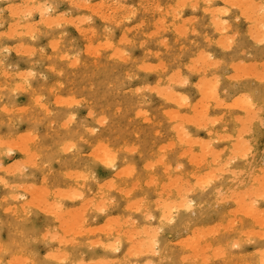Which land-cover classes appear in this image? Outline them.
I'll return each instance as SVG.
<instances>
[{
	"label": "rangeland",
	"instance_id": "374dc122",
	"mask_svg": "<svg viewBox=\"0 0 264 264\" xmlns=\"http://www.w3.org/2000/svg\"><path fill=\"white\" fill-rule=\"evenodd\" d=\"M28 1L29 3H26L27 0H0V57L4 56V60L0 58V145L2 144V147L0 146V168L4 169L3 172L0 170V242L7 245L11 234L15 243L11 244L10 247L16 248L19 245V249L9 258L24 261L31 259L44 260L47 258L48 264H53L54 262L55 264H61L60 262L76 264L77 260L79 263L82 261L81 264H86L90 261L93 264H110L111 262L112 264H146L147 260L150 264H202L199 263L200 259L203 258V255H208V258L211 256L210 259L204 256L208 260L204 261L205 264H234L235 262V264H260L262 256L259 251L264 252V233H259V231H264V223L261 226L257 223L260 222L259 219L262 221L260 212V216L254 213L255 216H258V219L255 218L256 220L254 219L255 216L252 217L248 212L251 213L252 211L251 214H253V210L258 209L261 211L262 217H264V207H261L264 201L258 199L261 195H264V188L262 187L264 186L262 185L264 180L256 178L264 174L261 171L262 161H264V126L261 124L264 118V111H262V107H264V45L259 43L260 39L258 43L255 41L256 39H253L255 35H253V31L254 33L258 32V35L256 33L255 36L260 34L262 38L264 35L260 32H264V29L261 28L264 20H261L262 22L259 21L261 23H257V18L264 17L260 11L261 8H259L262 5L264 6V0H246L247 2L242 0L243 3H240V0H236L237 4L240 3L239 6L241 4L247 6L250 3L248 7L251 8L252 5H259V7L257 6L259 10L255 6L252 7L256 8V10L246 7V10L259 11L252 16L249 10L246 12L244 9L241 12L245 6L241 5L239 9L236 6L237 4H234L236 2L234 0L233 4L228 3L229 1L227 0H181V2H184L183 5L178 0H86L85 2L82 0V4L80 3L81 0H77V2H75L76 0ZM44 2L47 3L44 4ZM230 2L232 1L230 0ZM25 4L28 7L32 5L29 7L32 10L31 13L27 12L28 7L26 8ZM51 4L54 5L52 6ZM34 5L35 7L40 6L37 9L41 8L39 11L43 12L38 14V10H34ZM118 5L119 7H117ZM49 7L54 9L51 8V10ZM205 8L214 12L217 9L218 11L222 9V13L220 14L218 11V14L212 12L214 14L212 18L211 12L205 11ZM124 9L125 12H123ZM44 12L47 18L51 20L50 22L54 20L52 23L46 24L40 21H45L46 19ZM248 12L250 15H247ZM128 13L133 14L128 16ZM126 15L128 16L127 18ZM259 15L262 17L260 16L259 18ZM41 16L43 17L41 18ZM52 16H57L56 22L55 17ZM248 16L250 19L253 17V20L248 21ZM120 17L122 18L120 19ZM214 17L217 19H214ZM102 18L106 20H102ZM254 18L257 20V22L255 20V23ZM211 19L217 20L222 26L219 23L218 26L214 21L212 23ZM223 21H227V24H224ZM253 23L258 25L255 26ZM214 24L217 25V29ZM219 27H223L224 30ZM254 27H257V30L261 28V30L256 31ZM89 28L91 29L89 30ZM25 30H28L27 32L31 36L23 33ZM123 36L124 38H122ZM201 36L204 37L202 38ZM220 36L221 39L225 37L222 39L224 41L220 40ZM121 38L125 39L123 40L124 42L121 41ZM103 42L109 43L110 46L112 45L109 51L107 49L109 45L105 43L108 45L107 47ZM120 42L122 43L120 44ZM95 44L103 46V48L106 46L107 48H104L106 50L94 49ZM27 47L28 49H26ZM88 48L90 50H87ZM113 49H116V51ZM119 49L125 55V62L123 59V62L120 60L121 56L123 58L120 52V55L117 53L120 61L117 58L116 52ZM112 50L115 53H112ZM26 51L27 55H25ZM88 51L90 55L92 54L91 52L94 53L90 56ZM93 55L96 56L94 57ZM203 58L204 60L207 58V60L204 61L202 60ZM206 61L209 64L211 63V67ZM144 63L146 67L150 66L152 69L142 67ZM206 63L209 67L206 66ZM140 65L142 68H140ZM158 65L164 68L160 66L158 71ZM155 66H158V68ZM19 74H22L21 77L24 76V79L19 78ZM174 75H178L179 78ZM26 76L29 78H26ZM167 78L171 80L168 81ZM176 80H179L178 85L175 84ZM206 81L213 83L212 86L210 84L206 86ZM203 83L206 90L204 87L202 88ZM214 83L215 86H213ZM23 84L26 86L22 87L23 89L21 90ZM208 85L211 86L210 89H207V87L209 88ZM160 88H162V91L164 89L167 95H169V91L170 95L175 92L178 95H183L187 101H183L184 97L181 101L179 99L181 96L178 98L175 96L177 102L175 100L174 102L176 104L171 103L170 101L172 100L165 101L166 97L163 96L161 91V93L157 92L161 97L157 95L156 91L154 92L155 89ZM24 89L26 91H23ZM201 91H204V93ZM205 91L210 94L212 92L215 93L217 100H215L216 98H210L208 101L203 102V100H207L206 97H211L210 95H205L202 96L205 99H202L201 95L207 93ZM246 95L248 98H246ZM215 96L214 94L212 95V97ZM172 97L171 99H174ZM244 97L247 101L250 99L249 101L253 105V107L251 106L252 108L250 107L252 110L261 108L259 109L261 113L255 112V110L252 112L247 107L248 105L245 107L242 105V107L246 108V111L249 110L248 115L250 117L248 118L245 115L247 113L240 110L241 106H239L240 102L245 99ZM239 98L242 100L240 101ZM211 99L215 100V102H220L223 106H219L222 108H218L217 103L211 101ZM66 100L70 102V107L69 105L68 107L61 105ZM178 100L185 102L183 104L185 107H183L182 103V108L181 106L179 107L180 101ZM233 100L236 101L235 104L239 103L236 107L239 106L238 109L240 111L238 109V111L235 110L236 108L234 109L231 106L234 104ZM244 102L241 104L245 105L246 102ZM205 103H208V106ZM202 106L205 108L202 109ZM42 107H44L43 110L41 109ZM47 110L51 111V113H47ZM167 110L170 111V115H178L179 118L173 116L176 119L172 117L174 120H169L172 115L167 116V114L165 117L164 114L168 112ZM172 110L176 111V114ZM201 110L205 111H203L204 118L201 115ZM251 113L259 121L253 118L256 121L251 120V124L248 123L247 127L250 133L249 131L247 132L245 126L248 122L247 118L249 120L251 118ZM69 115L70 117H68ZM196 115L202 117L200 118L203 123L200 118H195ZM236 116L237 120H234ZM244 116L247 117V122L242 123V125L245 124L244 131L246 132L244 133L247 134L240 130L242 125L238 123V117L242 118L243 122L245 120L243 119ZM68 118H71L70 123H68L70 121ZM96 119H104V121H101V123ZM197 119L200 123L197 122ZM97 123L101 124L98 125ZM175 124H182L179 126L183 128L181 131L177 129V133L178 131L181 133L179 135H184L183 138L180 136L179 141L174 138L176 133L172 127ZM178 128L181 129L180 127ZM92 129L96 131H92ZM29 133L32 135L29 136ZM185 134L187 135L185 136ZM27 135L32 139L31 141L28 138V142L31 144L27 142ZM186 137L191 140L192 138H195V140L197 138V141L192 143L193 145L188 141L189 146L187 142H184ZM21 138H23L22 141L25 139L27 143L22 142L21 144ZM234 140L237 144L239 143L238 140H243L248 143L246 144L247 146H251V150L247 153L248 150L245 151V148H240L241 151L244 150V153L236 154L232 148L233 144L235 146ZM202 143L207 148L201 145ZM245 143L240 145L244 147ZM17 144H20V146ZM65 144L71 149L66 150V153L63 152V148L61 149V146ZM100 144L101 146L104 145L102 147L105 148L104 150L112 158L110 161L114 167L107 166L109 160L99 159V156L97 158L98 154L103 157L102 151H99ZM237 144L236 146L238 147L239 145ZM4 146L5 148L12 147L11 149L13 150L5 154L6 149ZM20 147L25 151L24 153L22 150L20 154ZM238 148L236 149L235 147L234 149L238 150ZM4 149L5 151H3ZM218 149L220 152L222 151V154L218 153V155L215 153V150ZM93 150L95 152L98 151V154L97 152L94 153ZM125 150H127L128 154H126ZM26 151H28L27 153H32L30 157L33 159L28 158L27 154L24 155ZM231 153H235L233 157L230 155ZM241 153L246 155H241ZM249 153L250 156H248ZM92 154L94 155L92 156ZM213 155L215 158L213 160L215 161L211 158ZM225 156H231L232 160L230 158L226 159ZM240 156L243 157L240 158ZM244 157L247 158V161ZM123 161L128 163H123ZM224 164L229 165V167ZM148 165L150 167L148 168L149 170L146 169ZM218 167H222L220 168L221 171L223 173L226 171L227 173H219L217 171L219 170L217 169ZM5 168L10 170H8L10 175L5 173L7 172ZM229 169H233V173H237L239 169L240 171L237 173L238 175L234 174L235 177H233V174H229L232 173V170ZM116 170L121 173L131 170V173L128 172L126 176L125 174L121 176L119 172L118 176H120H116V173L115 177L112 174ZM86 171L89 173L87 174ZM12 172L13 174L11 175ZM73 173L75 175L79 173L78 175L80 177L82 175L83 178L86 174L85 181L79 176H73ZM207 179L209 180L208 183ZM205 180L207 181L205 182ZM260 181H262V184H260ZM5 182L6 184H4ZM109 183L110 185L112 183V186L109 187L110 190H108ZM14 184L17 186H13ZM259 184L262 187L261 191L263 190L261 194L259 190L258 194L255 193L256 191L254 192L256 196L244 195L247 192L251 194L253 192L252 189L258 190ZM9 185L13 187L11 186L12 188H10ZM201 187H204L203 192L200 191L202 190ZM248 188L252 192L248 191ZM213 189H219L217 190L219 198L218 193L214 192ZM67 191L68 193H70L69 191L74 193L72 198L61 197L63 196L61 194L64 193L65 195ZM68 193L67 195H69ZM11 194H17L16 197L18 196V199L14 196L15 201L14 199L12 200ZM22 194L24 197H20ZM43 194L47 195L43 197ZM103 195L105 196L103 197ZM5 196H10V198L8 199ZM182 196L183 198H181ZM179 197L182 201L179 200ZM107 198L109 200L108 204ZM103 199L105 200L104 203ZM186 201L191 202V205L187 208L184 205ZM38 203H41V205ZM238 203H240V206H238ZM241 203L243 205L245 203L249 210L244 211L243 208L245 206L242 205V208ZM12 204L13 206H10ZM20 204L21 208L19 207ZM33 204L38 206V209L45 204V209H43H48V211H52L56 207L55 210L53 209V213L55 211L59 215L62 213L63 217L59 220H62L63 223L60 222L58 225V222L55 221L57 217L60 218L58 215L54 217L57 213L51 216L52 212L49 215L45 211L44 214L41 212L42 210L39 211L43 206L38 210ZM90 204L93 207L95 206V209H92ZM101 205L104 209L102 207H100L101 209L98 208ZM126 206L127 208L124 209ZM128 207L130 209L133 208L135 211L137 210L138 213L134 212L133 209H131L132 211L129 210ZM6 208L10 212L3 210ZM59 208L63 210L60 211ZM164 208L166 209L163 210ZM175 208H178V210H175ZM82 209L83 211L85 210V213ZM23 210L25 214H23ZM76 210L84 213L83 216H79L81 220L79 217V220L76 219L81 222V227H79L80 222L76 224L81 230L76 228L77 226H75L76 229L72 226L74 223L71 220L76 218V215L74 216L73 214V212L76 214ZM161 210L163 211L161 212ZM258 210H255V212L258 213ZM172 212H175V214H172ZM144 213L147 217H145ZM169 213L174 217L173 223L172 221L167 222V214ZM141 214H144L142 219ZM108 217L110 219L114 218L113 220L118 218L115 224L121 223L123 218L128 223H122H125L126 227L120 223L117 227V225L114 226L113 221V224L111 223L110 225L116 232L109 228L110 231H107V235L104 236L106 234L105 230L110 227L106 224L110 222ZM143 217L147 219L144 220ZM107 218L108 222H106ZM148 218L151 219L149 220ZM68 219L75 234L70 233L68 229L60 230L61 223L65 225L64 222H67ZM82 220L85 224H83ZM129 222L130 224L132 223L133 227ZM128 225H130V229ZM139 225H141L140 227L142 225L146 226L145 229L151 236L156 235L154 236L157 243H155L156 247H151L154 251H149L151 248H149V244H145L146 241L142 242L144 245L137 241L140 239L141 241L146 240L142 236V232H147L144 228L145 232L140 231L141 237H138L140 233H135V235V231L133 233L124 231L128 229V231L133 229L142 230ZM206 226L207 228L212 226V234L218 230L220 233L214 234L213 237L211 236L212 234L206 233L210 230H205L206 232L203 230ZM33 227L36 229L42 228L44 233H50L47 243L43 240V233L40 234L41 239L37 241L36 235L31 233ZM103 227L106 229H103ZM147 227L155 231L152 232ZM100 228L105 233L100 234L102 230L100 233L94 232L95 229L100 230ZM116 228H119V230L117 231ZM176 229L178 232L175 231ZM201 229L206 233L204 238L203 236L200 237V235L204 234H201ZM193 230L197 231V233ZM123 232L125 233L123 234ZM20 233H25V235L21 236ZM126 233L127 235L130 234L129 238L131 234L137 237L132 235L134 239L130 238L131 242L126 238ZM192 233L193 235L198 234L200 239L197 235H195L196 239L194 236L191 237L190 234L192 235ZM257 233L259 235L263 234V238L261 235L260 238ZM29 236H31V240H29ZM188 237H191L189 241ZM123 238L125 239L123 240ZM66 239H70L71 242L70 240L65 242ZM135 240L137 242L133 243ZM231 240L232 244L238 242L232 245L230 244ZM21 241L23 242L21 243ZM184 241H186L185 244ZM59 242H62V244L60 245ZM110 242L115 243V245L113 244L112 246ZM108 243L110 247L107 246ZM100 244L104 246L101 247L102 245ZM187 244L191 246V251L188 249ZM226 244L227 246L230 244L234 248L230 245L228 248L225 246ZM180 246L183 248L185 246L184 250ZM208 246H210V249ZM217 246H220L219 248L222 249H220L222 252L217 251L216 253L215 248ZM207 247L209 250H205ZM126 248L130 252L136 250L135 253L134 251L133 253L131 252V258ZM141 248H145L144 250L147 248L146 252H149V255L145 252L143 254L144 250ZM192 248L193 250L197 248V253L198 249L203 251L204 248L205 254L203 252V254H195L196 250L193 253ZM254 250H257L259 254L254 252ZM126 251L129 258L121 255L125 254ZM212 251L215 256H218V258L216 257L217 259H214L215 256L210 253ZM32 252L37 253V255L33 256ZM61 252L63 255L60 254V257L55 256ZM140 252L143 255H138ZM49 253L53 255L49 256ZM156 253H159V255ZM163 253L165 257L167 256L166 258L163 257ZM251 253L252 255H250ZM54 256L57 262L54 261ZM180 256L184 260L183 263L179 259ZM258 257L261 258L260 261ZM111 259L113 261H110ZM116 260L118 261L116 262ZM92 263L90 262L89 264Z\"/></svg>",
	"mask_w": 264,
	"mask_h": 264
},
{
	"label": "bare ground",
	"instance_id": "6f19581e",
	"mask_svg": "<svg viewBox=\"0 0 264 264\" xmlns=\"http://www.w3.org/2000/svg\"><path fill=\"white\" fill-rule=\"evenodd\" d=\"M30 1H31V0H30ZM32 1H33V0H32ZM46 1H47V0H46ZM85 1H86V0H84L83 2H85ZM178 1L181 2V0H178ZM183 1H184V0H183ZM183 1L181 2L182 5H183V3H184ZM188 1H189V0H188ZM227 1H229L228 3H232V4H233V2L236 1V0H234V1L231 0L232 2H230V0H227ZM227 1H226V2H227ZM244 1H246V0H244ZM248 1H250V0H248ZM75 2H77V0H76ZM81 2H82V0L80 1V3H81ZM202 2H203V1H202ZM239 2L241 3L242 0H240ZM246 2H247V1H246ZM23 3H24V2H23ZM26 3H29V1L27 0ZM35 3L37 4L36 1H35ZM46 3H47V2H44V4H46ZM48 3H49V2H48ZM78 3H79V1H78ZM177 3H178V2H177ZM203 3H204V2H203ZM205 3H206V2H205ZM235 3L237 4V1L234 2V4H235ZM240 3H238V4L236 5V6H238V8L242 5V4H241V5L239 6ZM242 3H243V2H242ZM41 4L43 5V3H41ZM72 4H73V3H72ZM81 4H82V3H81ZM32 5H33V3H32ZM32 5H31V6H32ZM47 5H48V4H47ZM47 5H46V6H47ZM49 5H50V4H49ZM51 5L53 6L54 4H51ZM249 5H250V3H249L247 6L244 4L245 8H242L241 12L244 11V9L246 10V7L249 8V9H252L254 6H255L256 8H257V6L259 7V5H254V6L252 5L253 7L251 6V8H250V7H248ZM31 6H29V7H31ZM36 6H37V5H36ZM242 6H243V5H242ZM244 6H243V7H244ZM262 6H263V5H262ZM25 7L27 8L28 6H26V4H25ZM29 7L27 8L28 11L25 10L26 8H25L24 10L27 11V12H30V13H31L32 10L29 9ZM38 7H40V6L35 7V5H34V10L37 9ZM42 7H43V6H42ZM117 7H119V5H118ZM123 7H124V6H123ZM32 8H33V7H32ZM49 8H50V7H49ZM51 8H52V7H51ZM51 8H50V9H51ZM121 8H122V7H121ZM128 8H129V7H128ZM256 8H255V9L253 8L252 10H256ZM259 8L262 9V7H259ZM40 9H41V8L37 9V10H38V11H37L38 14L43 12V11H42V12L39 11ZM44 9H45V8H44ZM44 9H42V10H44ZM52 9H54V8H52ZM52 9H51V10H52ZM119 9H120V8H119ZM122 9H123V8H122ZM239 9H240V8H239ZM249 9H247V10H249ZM29 10H30V11H29ZM46 10H47V9H46ZM116 10H117V9H116ZM211 10H212V9H211ZM219 10H220V9H219ZM247 10H246V12H247ZM257 10H259V9L257 8ZM9 11H11V10L9 9ZM12 11H13L12 13L14 14V10H13V9H12ZM47 11H48V10H47ZM205 11H210V10H209V9L206 10V8H205ZM217 11H218V9H217ZM217 11L215 10V12H214V11L212 10V11H210L211 13H210V12H209V13H210V14H212V12L217 13ZM223 11H224V9H223ZM260 11H261V10H260ZM18 12H19V11H18ZM34 12H35V11H34ZM45 12H46V11H45ZM45 12H44V13H45ZM116 12H117V11H116ZM121 12H122V11H121ZM123 12H125V9H124ZM226 12H227V11H226ZM246 12H245V13H246ZM249 12L251 13V16H252V15H255V12H256V14H257V12H259V11H255V12H254V11H250V10H249ZM249 12H248L247 15H250ZM253 12H254V13H253ZM261 12H262V11H261ZM15 13H16V12H15ZM23 13H24V12H23ZM207 13H208V12H207ZM218 13L221 14V13H222V9H221V11H218ZM218 13H217V14H218ZM245 13H243V14H245ZM252 13H253V14H252ZM28 14H29V13H28ZM51 14H52V13H51ZM53 14H54V13H53ZM99 14H100V13H99ZM131 14H133V13H131ZM131 14L128 13V16L131 15ZM258 14H259V13H258ZM35 15H36V14H35ZM41 15H42V14H41ZM213 15H214V14L211 15L212 18H213ZM38 16H39V15H38ZM44 16H45L46 19L43 18V19H45V21H44V20H43V21L40 20L41 22H44V23L48 24V23H52V22L54 21V20H53L52 22H50L51 20H49V19L47 18L46 13H45ZM122 16H124V15H122ZM128 16L126 15V18H127ZM219 16H221V15H219ZM245 16H246V15H245ZM260 16H261V15H259V18H260ZM262 16H264V14H263ZM262 16H261V17H262ZM42 17H43V16H41V18H42ZM48 17H49V15H48ZM52 17H55V16H52ZM56 17H57V16H56ZM56 17H55V22L57 21V20H56V19H57ZM101 17H103V15H101ZM106 17H108V16H106ZM256 17H257V16H256ZM49 18H50V17H49ZM104 18H105V17H104ZM121 18H122V17H120V19H121ZM126 18H125V19H126ZM246 18H247V16H246ZM248 18H249V16H248ZM262 18H264V17H262ZM262 18H260V19L257 18L258 22H257V20L254 18V23H255V20H256L257 23H261V22H262L261 20H264V19H262ZM11 19H12V18H11ZM38 19H39V18H38ZM47 19H48V20H47ZM51 19H53V18H51ZM125 19H124V20H125ZM214 19H217V18L214 17ZM214 19H213V20L211 19L210 21L212 22V21H214ZM46 20H47V21H46ZM102 20H106V19H103V18H102ZM102 20H101V21H102ZM218 20H219V19H218ZM250 20H253V17H252L251 19H250V18L248 19V21H250ZM110 21H111V20H110ZM122 21H123V20H122ZM259 21H261V22H259ZM214 22H216L217 25H218V23H219V25L222 26V25L220 24V22H217V20H215ZM214 22H212V23H214ZM263 22H264V21H263ZM44 23H42V24H44ZM103 23H104V21H103ZM212 23H211V24H212ZM223 23H224V21H223ZM251 23H252V21H251ZM254 23H253V24H254ZM257 23H256V25H255V24H254V25L257 26V25H258ZM53 24H56V23H53ZM53 24H52V25H53ZM108 24H109V23H108ZM211 24H210V25H211ZM224 24H225V23H224ZM212 25H213V24H212ZM214 25H215V28H216L217 25H216V24H214ZM219 25H218V26H219ZM254 25H253V26H254ZM261 25H262V24H261ZM44 26H46V25H44ZM48 26H49V25H48ZM54 26H55V25H54ZM46 27H47V26H46ZM173 27H175V26H173ZM213 27H214V26H213ZM223 27H224V25H223ZM223 27H221V28L223 29ZM226 27H227V26H226ZM259 27H260V25H259ZM49 28H50V26H49ZM211 28H212V27H211ZM219 28H220V27H219ZM221 28H220V29H221ZM254 28L256 29L257 27H254ZM261 28L264 29V27H261ZM261 28H258V30L256 29V31H259V29L261 30ZM50 29H52V27H51ZM90 29H91V28H89V30H90ZM179 29H180V27H179ZM216 29H217V28H216ZM216 29H214V30H216ZM225 29H226V28H225ZM255 29H253V30H255ZM172 30H173V29H172ZM181 30H182V29H181ZM218 30H219V29H218ZM218 30H217V31H218ZM223 30H224V29H223ZM223 30H222V31H223ZM27 31H28V30H25L23 33H27V34H26L27 36H31V35H29L30 33L27 32ZM134 31H135V30H134ZM91 32H93V31H91ZM135 32H136V31H135ZM175 32H177V31H175ZM260 32H261V34H264L263 31H260ZM260 32H259V33H260ZM215 33H216V32H215ZM219 33H220V30H219ZM219 33H217V34H219ZM256 33H257V35H258V32H256ZM256 33H254V31H253V35H254V34L256 35ZM94 34H95V33H94ZM176 34H177V33H176ZM91 35H92V33H91ZM178 35H180V33H178ZM255 35H254L253 39H254V40L256 39L255 41H257V43H258L259 39H261L260 34H259V36H255ZM93 36H94V35H93ZM97 36H98V35H97ZM263 36H264V35H263ZM263 36H262V38H264ZM201 37H202V36H201ZM203 37H204V36H203ZM203 37H202V38H203ZM257 37H259V38L257 39ZM26 38H27V37H26ZM122 38H124V36H123ZM122 38H121V41L124 42L123 40H125V39H122ZM224 38H225V37H224ZM224 38H222V39H224ZM222 39H221V36H220V40H222ZM227 40H228V39H227ZM222 41H224V40H222ZM122 42H120V44H121ZM103 43L105 44L106 42H103ZM226 43H228V41H226ZM259 43H260V42H259ZM97 44H98V43H97ZM100 44H101V43H100ZM106 44L109 45V43H106ZM106 44H105V45H106ZM117 44H119V43H117ZM108 45H106V46L108 47ZM99 46H100V45H99ZM99 46H97V45L95 44L94 49H103V50H106V49H104L106 46H104V48H103V46H100V47H99ZM116 46H117V45H116ZM91 47H92V46H91ZM101 47H102V48H101ZM107 47H106V48H107ZM110 47H112V45H111V46L109 45V47L107 48L108 51H109ZM114 48H115V47H114ZM26 49H28V47H27ZM0 50H1V49H0ZM87 50H90V49L88 48ZM113 50H114V49H113ZM113 50H112V51H113ZM97 51H98V50H97ZM99 51H100V50H99ZM108 51H107V52H108ZM114 51H116V49H115ZM114 51H113L112 53H115ZM121 51H122V50H121ZM121 51H120V49H119V51L116 52V55H117V53H118V55H120V54L123 55ZM119 52H120V54H119ZM2 53H3V52H2ZM30 53H31V52H30ZM91 53L93 54L94 52H91ZM112 53H111V54H112ZM88 54H89V51H88ZM92 54H91V55H92ZM25 55H27V51H26V54H25ZM28 55H29V54H28ZM89 55H90V54H89ZM91 55H90V56H91ZM109 55H110V54H109ZM113 55H115V54H113ZM118 55H117V56H118ZM0 56H1V54H0ZM2 56H3V55H2ZM5 56H6V55H5ZM29 56H30V55H29ZM93 56L95 57L96 55H93ZM110 56H111V55H110ZM110 56H109V57H110ZM117 56H116V57H117ZM200 56H203V55H200ZM3 57H4V56H3ZM3 57H0V58L3 59ZM116 57H115V58H116ZM124 57H125V55H123V58H122V56H121V59L119 58V56H118L117 58H118V60H119V59H120V60L123 59L124 62H125L126 59H125ZM28 58H29V57H28ZM111 58H112V57H111ZM199 59H200V58H199ZM3 60H4V59H3ZM112 60H113V59H112ZM118 60H117V61H118ZM120 60H119V61H120ZM123 60H122V62H123ZM202 60H204V58H203ZM205 60H207V58H205ZM205 60H204V61H205ZM204 61H203V62H204ZM0 62H1V59H0ZM74 62H75V61H74ZM74 62H73V63H74ZM206 62L208 63V61H206ZM3 63H4V62H3ZM207 63H206V66L209 67V65H210L211 63H210V64L208 63L209 65H208ZM30 64H31V63H30ZM141 64H142V63H141ZM2 65H3V64H2ZM74 65H75V63H74ZM145 65H146V64L144 63V65H143L142 67H146ZM3 66H4V65H3ZM72 66H73V65H72ZM158 66H159V65H158ZM158 66H157V67L155 66V67L158 68ZM160 66H161V65H160ZM160 66H159V68H158V71H159V69H160ZM204 66H205V65H204ZM206 66H205V67H206ZM142 67H141V65H140V68H142ZM147 67H148V68H151L150 66H147ZM147 67H146V68H147ZM161 67H162V66H161ZM210 67H211V65H210ZM156 68H155V69H156ZM162 68H164V67H162ZM151 69H152V68H151ZM156 70H157V69H156ZM156 70H155V71H156ZM161 70H162V69H161ZM30 71H31V70H30ZM30 71H29V73H30ZM144 71H145V68H144ZM148 71H150V70L148 69ZM26 73H27V72H26ZM31 74H32V73H31ZM162 74H163V73H162ZM19 75H20V74H19ZM21 75H22V74H21ZM21 75H20L19 78L24 79V76L21 77ZM23 75H25V74H23ZM26 75H27V74H26ZM172 75H173V74H172ZM17 76H18V75H17ZM27 76H28V75H27ZM27 76H26V78H29V77H27ZM174 76L178 77V75H174ZM174 76H173V78H174ZM32 77H33V76H32ZM17 78H18V77H17ZM19 78H18V80H19ZM26 78H25V79H26ZM30 78H31V76H30ZM168 78H169V76H168ZM168 78H167V80H168ZM171 78H172V76H171ZM178 78H179V77H178ZM20 80H21V79H20ZM124 80H125V79H124ZM170 80H171V79H170ZM170 80H168V81H170ZM172 80H173V79H172ZM23 81H24V80H23ZM23 81H22V82H23ZM125 81H126V80H125ZM171 82H173V81H171ZM174 82H175V81H174ZM20 83H21V82H20ZM25 83H26V82H25ZM119 84H121V83H119ZM170 84H172V83H170ZM173 84H174V83H173ZM175 84L178 85V84H179V80H176V83H175ZM207 84H210V85L212 86L213 83H209L208 81H206L205 85L207 86ZM27 85H28V84H27ZM210 85H208L209 88L207 87V89H210V87H211ZM25 86H26V85H25ZM25 86H24V84H23V85L21 86V90L23 89L22 87H25ZM108 86H110V85H108ZM213 86H215V83H214ZM203 87H204V83L202 84V88H203ZM11 88H13V87H11ZM11 88H10V89H11ZM18 88H19V86H18ZM29 88H30V87H29ZM163 88H165V87H163ZM202 88H201V90H202ZM13 89H14V88H13ZM13 89H12V90H13ZM16 89H17V88H16ZM204 89H205V87H204ZM204 89H203V90H204ZM14 90H15V89H14ZM167 90H168V89H167ZM205 90H206V89H205ZM7 91H9V90H7ZM23 91H26V90L24 89ZM155 91H156V93H157V92H159V93L162 92L163 96L166 97V98H165V99H166L165 101H170V100H172V101H170V102H171V103H175V104H176V102H177V99L175 100V96H177L176 98H178L179 96H181L180 94L178 95L176 92H175L174 94L171 93V95H170V91H169V90H168V91H169V95H167V93H166V91H164V89H163V91H164L165 93L162 91V88H160V89H155L154 92H155ZM160 91H161V92H160ZM168 91H167V92H168ZM214 91H215V90H214ZM10 92H12V91L10 90ZM18 92H19V91H18ZM171 92H172V91H171ZM201 92L204 93V91H201ZM206 92H207V91H205V93H206ZM15 93H16V92H15ZM159 93H157V95H160ZM176 94H177V95H176ZM211 94H212V95L214 94V96L216 95V94L213 93V92H212ZM211 94L207 92L206 94L201 95V97H202V96H205V95H207V96L210 95V96H211V97H209V98L206 97L207 100H203V102L208 101L210 98H213V99L216 98L217 95H216L215 97H212ZM244 94H246V93H244ZM165 95H167V96H165ZM163 96H162V98H164ZM171 96H173L172 98H174V99H171ZM242 96H243V95H242ZM244 96H245V95H244ZM246 96H247V95H246ZM160 97H161V95H160ZM169 97H170V98H169ZM183 97H184V96L182 95L181 97H179V99L181 100V99H183ZM239 97H240V96H239ZM249 97H250V96H249ZM241 98H242V97H241ZM244 98H245V97H244ZM246 98H248V96H247ZM246 98L244 99L245 102L247 101ZM184 99H185V100H184ZM184 99H183V101H187L185 97H184ZM202 99H205V98L202 97ZM213 99H211V101H213ZM239 99H240V98H239ZM36 100H37V99H36ZM174 100H175L176 102H174ZM180 100H178V101H180ZM215 100H217V98H216ZM215 100H214L213 102H215ZM241 100H242V99H240V101H241ZM244 100H242V102H240V105H239L238 102L235 104L236 101L233 100V101H234L233 103L235 104V106H234V104H232L231 106H232L234 109L236 108L235 110H237V109L239 108V106L242 107V105H243V106L245 107V106L248 105L247 107H248L249 109H251V108L253 107V105H252V103L249 101L250 99L248 100L249 103H248V101H247L245 105H244V104H241V103L244 102ZM181 101H182V100H181ZM181 101H180V103H179V107L181 106V108H182V105H183L185 102H181ZM62 102H63V101H62ZM245 102H244V103H245ZM60 103H61V101H60ZM63 103H64V104L61 103V105H64V106L66 105L67 107H68V105H69V107H70V102H69V101L66 100V101H64ZM168 103H169V102H168ZM181 103H182V105H181ZM215 103H217L218 108H219V107L222 108L221 106H219V105H222V104H220V102L218 103V101H216ZM258 103H260V102H258ZM37 104H38V103H37ZM52 104H53V103H52ZM52 104H51V105H52ZM58 104H59V103H58ZM177 104H178V103H177ZM205 104H206V103H205ZM205 104H204V106H206V105L208 106V103H207L206 105H205ZM59 105H60V104H59ZM202 105H203V103H202ZM236 105H239V106L236 107ZM259 105H260V104H259ZM176 106H178V105H176ZM176 106H175V107H176ZM222 106H223V105H222ZM251 106H252V107H251ZM261 106H262V105H261ZM39 107H40V106H39ZM54 107H55V106H54ZM58 107H59V106H58ZM183 107H185V106L183 105ZM224 107H225V104H224ZM229 107H230V105H229ZM241 107H240V110H242L243 112L247 113V114H245V113H244V114L247 115V117L249 118L250 115H248V112H249L248 108H247L248 111H246V108L242 107V108H243V109H242ZM250 107H251V108H250ZM43 108H44V107H42L41 109L43 110ZM204 108H205V107H204ZM204 108H203V106H202V109H204ZM231 109H232V108H231ZM244 109H245V110H244ZM259 109H261V108H258V110H257V108H255L254 110H255V112H258V113H259V112H260ZM238 110H239V109H238ZM238 110H237V111H238ZM240 110H239V111H240ZM251 110H252V109H251ZM254 110H252V112H253ZM5 111H6V110H5ZM5 111H4V113H6ZM47 111H48V110H47ZM68 111H69V110H68ZM167 111H168V112L165 111V112H166V113L164 114L165 117H166L167 114H168L167 116L170 115V111H171V109H170V111H169V110H167ZM172 111H173V110H172ZM201 111H202V110H201ZM203 111H204V110H203ZM203 111L201 112V113H202V114H201L202 117H203ZM242 111H241V112H242ZM43 112H44V111H43ZM49 112L51 113V111H48L47 113H49ZM175 112H176V111H175ZM175 112L173 111V113H175ZM204 112H205V111H204ZM243 112H242V113H243ZM255 112H254V115H255ZM44 113H46V112H44ZM52 113H53V112H52ZM171 113H172V112H171ZM260 113H261V112H260ZM175 114H176V113H175ZM197 114H198V113H197ZM171 115H172V116H171ZM171 115H170L171 118L168 117L169 120H171L173 116L176 117V118L178 117V115H177V116L174 115V114H171ZM199 115H200V113H199ZM199 115H198V116L196 115L195 118H196V117H197V118H200L201 116H199ZM204 115H205V114H204ZM263 115H264V114H263ZM45 116H46V114H45ZM47 116H48V114H47ZM66 117H67V116H66ZM68 117H70V115H69ZM73 117H74V116H73ZM174 117H173V118H174ZM202 117H201V118H202ZM204 117H205V116H204ZM204 117H203V118H204ZM244 117H245V118H244ZM244 117H243V119H245V120H243V122H242V120H241L242 118L240 119V118L238 117V119H239L238 123H239V124L241 123L240 125H242V123H245V122L248 121V122H247V125L245 126V128H247L246 130H247V132H248V131H249V129H248V127H247V126H248V123L252 122L251 120H255V119H256V116L253 117V114L251 113V118H250V120H249L246 116H244ZM176 118H174V119H176ZM178 118H179V117H178ZM201 118H200V119H201ZM246 118H247V121H246ZM253 118H255V119H253ZM74 119H75V118H74ZM174 119H172V120H174ZM205 119H206V118H205ZM235 119L237 120V116L234 118V120H235ZM65 120H67V119H65ZM68 120H70V121L68 122ZM68 120H67V122L70 123V122H71V119L68 118ZM96 120H99V122H101V121L103 122V121H104V119H96ZM177 120H180V119H177ZM197 120H198V119H197ZM240 120H241V121H240ZM256 120L259 121V119H256ZM256 120H255V121H256ZM263 120H264V118H263ZM202 121H203V120L201 119V122H202ZM97 122H98V121H97ZM102 122H101V123H102ZM197 122L200 123L199 120H198ZM63 123H65V122H63ZM101 123H99V124L97 123V124L100 125ZM202 123H203V122H202ZM255 123H256V122H255ZM259 123H260V122H259ZM250 124H251V123H250ZM256 124H257V123H256ZM179 125H182V124H179ZM179 125H178V124H175V126L172 127V128H174L175 133H176V135H174V136H176V137H174V138L178 139V141H179V139L181 138L180 136H182V135H179V134H181V133H179V131L183 130V128H181V126H179ZM240 125H239V126H240ZM244 125H245V124H244ZM244 125H242V128L240 127V130L243 131V133L246 132V131H244ZM172 126H173V125H172ZM176 126H177V128L175 129ZM178 127H180L181 129H179ZM251 127H252V126H251ZM177 129L179 130L178 133H177ZM242 129H243V130H242ZM95 131H96V130H95ZM249 132H250V131H249ZM89 133H90V132H89ZM184 133H185V130H184ZM250 133H251V132H250ZM244 134H247V133H244ZM31 135H32V134H31ZM31 135H30V133H29V136H31ZM186 135H187V134H185V136H186ZM29 136L27 135V137H26L27 142H28L29 139H30ZM172 136H173V135H172ZM183 136H184V135H183ZM183 136H182V138H183ZM178 137H179V138H178ZM28 138H29V139H28ZM235 138H236V137H235ZM130 139H131V138H130ZM186 139H187V141H186ZM188 139H189V140H188ZM22 140H23V138H21V144H22V142H26L25 139H24V141H22ZM30 140L32 141V139H30ZM192 140H193V141H192ZM192 140H191L189 137H188V138L186 137L184 142H187V144L190 142L191 145H193L192 143L196 142V141H197V138H196V140H195V138H192ZM235 140H236V142H237V138H236ZM235 140H234V143H235ZM31 141H30V142H31ZM182 141H183V140H182ZM188 141H189V142H188ZM191 141H192V142H191ZM242 141H243V140H242ZM242 141H241V140H238V142H239L238 144L235 143V146H234V144L232 145L233 151L235 150V153H236V154L239 153V155H240V152H243L244 150H245V151L248 150V151H247V153H248V152H249V149L251 148V146L249 147V146L246 145V144H248V143H245L244 141H243V142H242ZM27 142H26V143H27ZM28 143H29V142H28ZM118 143H119V142H118ZM243 143H245V146H244V147L241 146V145H244ZM3 144H4V143H3ZM29 144H31V143H29ZM63 144H64V143H63ZM187 144H186V145H187ZM198 144L200 145L199 142H198ZM236 144L239 145V146H238L239 148L236 146ZM240 144H241V145H240ZM1 145H2V144H1ZM1 145H0V146H1ZM4 145H8V144H4ZM17 145L20 146V144H17ZM17 145H16V146H17ZM188 145H189V144H188ZM199 145H198V146H199ZM201 145L204 146V143H202ZM16 146H14V147L16 148ZM19 146H18V148H19ZM23 146H25V145L23 144ZM23 146H22V148L24 149ZM62 146H63V145H62ZM62 146H61V149L63 148V150H64V151L62 150L63 152H65L66 150L68 151V149L71 150V149L68 147V145H66V144H65L63 147H62ZM102 146H104V145H102ZM102 146H101V144H100L99 151H102V153H103V157H101V155L98 154V151H96L97 154H98V155H97V158H98V156H99V159H102V158H103V159H106V160H112V158L109 156V154L104 150L105 148H103ZM189 146H190V145H189ZM207 146H208V145H207ZM1 147H2V146H1ZM1 147H0V148H1ZM67 147H68V148H67ZM101 147H102V148H101ZM181 147H182V146H181ZM204 147H206V146H204ZM235 147H236V149L238 148V150L234 149ZM247 147H249V148L247 149ZM4 148H5V146H4ZM11 148H12V147H11ZM11 148L7 147V148H5L6 151H5V149H4L3 151H5V154H7L9 151H12V150H13V149H11ZM20 148H21V147H20ZM22 148H21V151H19L20 154H21V152H22V150H23ZM25 148H26V147H25ZM92 148H93V147H92ZM169 148H170V147H169ZM192 148H196V147H192ZM199 148H200V146H199ZM206 148H207V147H206ZM208 148H209V146H208ZM240 148H241V149H244V148H245V149H244L243 151H241ZM115 149H116V148H115ZM239 149H240V150H239ZM17 150H18V149H17ZM24 150H25V149H24ZM24 150H23V153L25 152ZM26 150H27V149H26ZM96 150H97V149H96ZM112 150H114V149H112ZM128 150H129V149H128ZM197 150H198V149H197ZM199 150H201V149H199ZM218 150H219V149H218ZM218 150H215V153H216V154H218V153L220 154V153L222 152V151L220 152V150H219V151H218ZM67 151H66V152H67ZM93 151H94V150H93ZM93 151H92V152H93ZM126 151H127V150H125V152H126ZM217 151H218V152H217ZM233 151H232V152H233ZM27 152H28V151H26V153H25L24 155L27 154V156H29L28 158H32V157H30V155L32 156V153H27ZM66 152H65V153H66ZM92 152H91V153H92ZM96 152L94 151V153H96ZM201 152H202V151H201ZM201 152H200V153H201ZM230 152H231V151H230ZM61 153H62V152H61ZM102 153H101V154H102ZM235 153H231L230 155L233 157V155H234ZM243 153H244V152H243ZM243 153H241V155H246V154H243ZM245 153H246V152H245ZM28 154H29V155H28ZM126 154H128V153L126 152ZM201 154H202V153H201ZM203 154H204V153H203ZM219 154H218V155H219ZM221 154H222V153H221ZM24 155L22 154V156H24ZM93 155H94V154H92V156H93ZM208 155H209V154H208ZM220 156H221V155H220ZM231 156H230V157H229V156H227V157L225 156V157H226V159L230 158V160H232V159H231ZM248 156H250V153H249ZM100 157H101V158H100ZM122 157H123V156H122ZM208 157H209V156H208ZM242 157H243V156H240V158H242ZM245 157H246V156H245ZM245 157H244V159H246V161H247V158H245ZM0 158H1V157H0ZM25 158H27V157H25ZM28 158H27V159H28ZM63 158H64V157H63ZM129 158H130V157H129ZM211 158H212V160L215 159V158H214V155L211 156ZM211 158H210V159H211ZM240 158H239V159H240ZM252 158H253V157H252ZM252 158H251V159H252ZM32 159H33V158H32ZM121 159H122V158H121ZM123 159H124V158H123ZM126 159H127V158H126ZM233 159H234V158H233ZM249 159H250V158H249ZM253 159H254V158H253ZM96 160H98V159H96ZM106 160H105V161H106ZM191 160H192V158H191ZM216 160H217V159H216ZM230 160H229V161H230ZM234 160H235V159H234ZM29 161H30V160H29ZM74 161H75V160H74ZM98 161H99V160H98ZM118 161H119V160H118ZM126 161H127V160H126ZM213 161H215V160H213ZM224 161H225V160H224ZM243 161H244V160H243ZM0 162H1V161H0ZM100 162H102V161L100 160ZM115 162H116V161H115ZM4 163H5V162H4ZM28 163H30V162H28ZM123 163H128V162H124V161H123ZM123 163H122V164H123ZM243 163H244V162H243ZM247 163H248V162H247ZM244 164H245V163H244ZM149 165H150V164H149ZM149 165L147 166L146 169L150 168ZM224 165H227V164H224ZM224 165H223V168H224ZM90 166H91V165H90ZM92 166H93V165H92ZM107 166H108V165H107ZM118 166H119V165H118ZM118 166H116V167H118ZM151 166H152V165H151ZM227 166L229 167V165H227ZM4 167H5V166H4ZM112 167H114V165H112V163H111V168H112ZM220 168H222V167H220ZM220 168L218 167L217 169H219V170H217V171H219V173L222 174L223 172L221 171ZM225 168H227V167L225 166ZM5 169H7V170H6L7 172L4 171L5 173H8V172L10 171L8 168H5ZM0 170H2V172H3L4 169L1 167ZM8 170H9V171H8ZM88 170H89V169H88ZM109 170H110V169H109ZM119 170H120V169H119ZM119 170H118V172H117V170H116V172H115L114 174H112V173H111V174L115 176L116 173H117L116 176H118V174L121 173V172H120L121 170H120V171H119ZM148 170H149V169H148ZM223 170H225V169H223ZM226 170H227V169H226ZM229 170H232V173H229V174H231V175L233 174V177H235L234 174H237V173H239V171H240V169H239V171H238L237 173H233V169H229ZM84 171H85V170H84ZM130 171H131V170H130ZM130 171H126V173H121V176H122V174H125V176H126V174H128V172H130ZM132 171L134 172V170H132ZM220 171H221V172H220ZM234 171H236V170H234ZM86 172H87V174L89 173L88 171H86ZM119 172H120V173H119ZM225 172H226V171H224V173H225ZM71 173H72V172H71ZM130 173H131V172H130ZM224 173H223V174H224ZM226 173H227V172H226ZM260 173H261V172H260ZM12 174H13V172L11 173V175H12ZM78 174H79V173H77V175H75V174L73 173L72 175H73V176H79V177H80V175H78ZM3 175L8 176V175H10V174L8 173V175H7V174H3ZM63 175H65V174H63ZM85 175H86V174H85ZM85 175H84V178L82 177V175H81V177H80V178H81L82 180H84V181H85V179H86V178H85ZM89 175H90V174H89ZM237 175H238V174H237ZM262 175L264 176V174H261V177L258 176V177H256V178H260L259 180H261V178H262V179L264 180V177H263ZM73 176H72V177H73ZM116 176H115V177H116ZM119 176H120V175H119ZM119 176H118V177H119ZM123 176H124V175H123ZM3 177H4V176H3ZM65 177H66V175H65ZM86 177H87V176H86ZM89 177H90V176H89ZM73 178H74V177H73ZM122 178H123V177H122ZM124 178H125V177H124ZM130 178H131V177H130ZM14 179H15V178H14ZM74 179H75V178H74ZM76 179H77V178H76ZM81 179H80V180H81ZM87 179H88V178H87ZM208 179H209V178H208ZM208 179H207V180H208ZM70 180H71V179H70ZM207 180H205V182H206ZM263 180H262V181H263ZM2 181H3V180H2ZM77 181H78V180H77ZM262 181H260L261 183H260V182H259V183L262 184ZM150 182H152V181H150ZM205 182H203L204 185H205ZM208 182H209V180L207 181V183H208ZM4 184H6V182H5ZM197 184H198V183H197ZM197 184H196V185H197ZM260 184H259V186H260ZM15 185H16V184H14L13 186H15ZM155 185H156V184H155ZM198 185H199V186H202V185H200V184H198ZM209 185H210V184H209ZM262 185H264V184H262ZM6 186H7V185H6ZM9 186H10V188L13 187L12 185H9ZM11 186H12V187H11ZM16 186H17V185H16ZM16 186H15V187H16ZM18 186H19V185H18ZM111 186H112V183H111V185H110V183H109V185H108V190H110L109 187H111ZM152 186H153V185H152ZM205 186H207V185H205ZM256 186L258 187V185H256ZM256 186H255V187H256ZM3 187L5 188V186H3ZM22 187H23V186H22ZM22 187H21V189H22ZM106 187H107V186H106ZM255 187H254V188H255ZM260 187H261V186H260ZM260 187L258 188V190H257V189H255V190L252 189L253 192L250 190V188H248V191L250 190V192H252V193L250 194L249 192H247V194H244V195H246V196H247V195H254L255 193L259 192V190L261 191L262 187L264 188V186H262L261 188H260ZM4 188H3V189H4ZM17 188H18V187H17ZM201 188H202V187H201ZM201 188H200V189H201ZM203 188H204V187H203ZM203 188H202V190H200L201 192H203V190H204ZM217 188H218V187H217ZM7 189L9 190L8 187H7ZM15 189H16V188H15ZM18 189H20V188H18ZM18 189H17V191H18ZM23 189H24V187H23ZM25 189H27V188H25ZM105 189H106V188H105ZM198 189H199V188H198ZM205 189H206V188H205ZM31 190H32V189H31ZM213 190H214V189H213ZM217 190H219V189H217ZM217 190H214V192L216 191V192L218 193ZM263 190H264V189H263ZM263 190H262V191H263ZM13 191H14V189H13ZM198 191H199V190H198ZM255 191H256V192H255ZM262 191L259 192V193L261 194ZM60 192H61V191H60ZM62 192H63V191H62ZM69 192L71 193L72 191H69ZM195 192H196V190H195ZM195 192H194V193H195ZM212 192H213V191H212ZM254 192H255V193H254ZM8 193H9V192H8ZM10 193H11V192H10ZM12 193H13V192H12ZM15 193H16V192H15ZM64 193H65V191H64ZM64 193L61 194V195H63V196H61V197L64 198V197L66 196L67 199L72 198V196L74 195V193H71V194H70V193H68V191L66 192L65 195H64ZM67 193H68L69 195H67ZM217 193H215V194H217ZM263 193H264V192H263ZM17 194H18V193H17ZM17 194H16V195H17ZM41 194H42V193H41ZM72 194H73V195H72ZM102 194H104V193H102ZM257 194H258V193H257ZM5 195H6V194H5ZM16 195H12V194H11V195H10V196H11V199H12V200L14 199V201H15V197H16ZM45 195H47V194H43L42 196L44 197ZM217 195H218V198H219V193H218ZM10 196H9V197H8V196H5V197H8V199H9ZM14 196H15V197H14ZM40 196H41V195H40ZM59 196H60V195H59ZM104 196H105V195H103V197H104ZM215 196H216V195H215ZM254 196H256V195H254ZM257 196H258V195H257ZM12 197H13V198H12ZM17 197H18V196H17ZM17 197H16V198H17ZM20 197H24L23 194H22V196H20ZM20 197H19V198H20ZM28 197H30V196H28ZM101 197H102V195H101ZM106 197H107V196H106ZM66 198H65V199H66ZM179 198H180V197H179ZM181 198H183V196H182ZM181 198L179 199L180 201H182ZM4 199H6V198H4ZM17 199H18V198H17ZM17 199H16V201H17ZM184 199H185V198H184ZM186 199H187V198H186ZM215 199H217V198H215ZM220 199H221V198H220ZM6 200H7V199H6ZM20 200H21V199H20ZM27 200H28V199H27ZM107 200H108V198H107ZM179 200H178V204L180 203ZM188 200H189V199H188ZM175 201H176V200H175ZM23 202H26V201H23ZM23 202H22V203H23ZM41 202H42V201H41ZM104 202H105V200L103 199V203H104ZM108 202H109V200L107 201V204H108ZM173 202H174V201H173ZM203 202H204V201H203ZM5 203H6V202H5ZM22 203H21V204H22ZM44 203H45V202H44ZM181 203H182V202H181ZM21 204L19 205L20 208H21ZM38 204L41 205V203H38ZM38 204H37V205H38ZM55 204H56V203H55ZM105 204H106V203H105ZM174 204H176V203H174ZM198 204H199V203H198ZM201 204H202V202H201ZM17 205H18V204H17ZM33 205H34V204H33ZM44 205H45V204H44ZM44 205H42L43 207L40 206V207H42V209H40V207H39L40 210L38 209V206H36V205H34V206H36V209H38L39 211L42 210L41 212H43V213L46 211L45 213L50 215V214H51L50 212H52L51 216L54 215V213H57V214L54 215V217H55L56 215H58V216L60 217V218L57 217V218H56L57 220H55V221L58 222V225H59V223L62 222V220H61V221L59 220V219H61V217H63L62 213H60V215H59V213L56 212V211L53 213V209H54V208L52 209V211H48V209L44 210V209H45V208H44ZM95 205H96V204H95ZM184 205H186V208H187V207H189V206L191 205V202L186 201ZM184 205H183V206H184ZM199 205H200V204H199ZM242 205H243V204L241 203V207L243 208V206H245V203H244L243 206H242ZM3 206H5V205H3ZM10 206H13V204L10 205ZM25 206H26V205H25ZM90 206H91V204H90ZM105 206H107V205H105ZM180 206H181V204H180ZM193 206H194V205H193ZM193 206H192V207H193ZM238 206H240V203H238ZM16 207H17V206H16ZM16 207H15V210H16ZM46 207H47V205H46ZM94 207H95V206H94ZM94 207H93V205L91 206L92 209H95ZM100 207H102V205L99 206L98 208L101 209ZM192 207H191V209H192ZM241 207H240V211H241ZM4 208H5V207H4ZM17 208H18V207H17ZM22 208H23V206H22ZM30 208H31V207H30ZM43 208H44V209H43ZM60 208H61V207H60ZM60 208H59V209H60ZM83 208H84V207H83ZM126 208H127V206H126L124 209H126ZM128 208H129V207H128ZM148 208H149V207H148ZM171 208H172V207H171ZM186 208H185V209H186ZM244 208H245V209H244ZM244 208H243L244 211H245V210H249L248 206H247V207L245 206ZM247 208H248V209H247ZM8 209H9V207H8ZM8 209L6 208V209H3V210H4L5 212H7V211H9ZM55 209H56V207H55ZM55 209H54V210H55ZM57 209H58V207H57ZM84 209H85V208H84ZM86 209H87V208H86ZM102 209H104V207H102ZM131 209H133V208H131ZM131 209L129 208V210H131ZM165 209H166V208H164L163 210H165ZM251 209H252V208H251ZM15 210H14V211H15ZM17 210H18V209H17ZM43 210H44V211H43ZM62 210H63V209H62ZM62 210L60 209V211H62ZM88 210H89V209H88ZM157 210H160V209H157ZM163 210H161V212H162ZM175 210H178V208H175ZM179 210H180V209H179ZM182 210H183V209H182ZM243 210H242V211H243ZM255 210H258V209H255ZM255 210H253V211H254L253 214H251L252 211H251V213L248 212V211H246V212H248L252 217H254V216L257 215V214H258V216L261 215L260 217H261L262 221L259 219L260 222H257L258 225L261 226V224L264 223V222H263L264 217H262V213H261V211L258 210V213H257V212H255ZM11 211H13V210H11ZM25 211H26V210H25ZM60 211H59V212H60ZM67 211H68V210H67ZM67 211H66V212H67ZM76 211H77L76 214H75V212H73L74 216L76 215V218L74 219V217H73L74 220H71V221L74 223V224L72 225V226L74 227V229L78 228V225H76V224H79L80 221H77V220H79V218H80V220H81V217H79V216H81V215L83 216L84 213H85V210L83 211V209H82V211H83L84 213H82L81 211H78V210H76ZM97 211H99V210H97ZM100 211H101V210H100ZM100 211H99V212H100ZM124 211H127V210H124ZM131 211H132V210H131ZM133 211L138 213L137 210L135 211V210L133 209ZM147 211H148V210H147ZM173 211H174V210H173ZM180 211H181V210H180ZM9 212H10V211H9ZM22 212H24V210H23ZM63 212H64V211H63ZM128 212H129V211H128ZM145 212H146V211H145ZM259 212H260V215H259ZM12 213H13V212H12ZM45 213H44V214H45ZM79 213H80V214H79ZM94 213H95V212H94ZM131 213H132V212H131ZM146 213H147V212H146ZM154 213H155V212H154ZM164 213H165V212H164ZM176 213H177V212H176ZM254 213H256V214L254 215ZM23 214H25V212H24ZM77 214H78V215H77ZM92 214H93V213H92ZM144 214H145V213H144ZM144 214H141V219H142V215L144 216ZM148 214L151 215V213H149V212H148ZM172 214H175V212H174V213L172 212ZM172 214H171V213L167 214V222H168V221H172V220H174V217L172 216ZM17 215H19V214H17ZM17 215H16V216H17ZM20 215H21V214H20ZM145 215H146V214H145ZM149 215H148V216H149ZM160 215H162V213H160ZM160 215H159V216H160ZM121 216H122V215H121ZM164 216H166V215H164ZM258 216H255L254 219L257 218ZM78 217H79V218H78ZM91 217H92V216H91ZM123 217H124V216H123ZM123 217H122V218H123ZM145 217H147V215H146ZM145 217H143L144 220L147 219V218H145ZM13 218H14V216H13ZM50 218H51V217H50ZM108 218H109V217H108ZM108 218L106 219V222L109 221ZM111 218H112V217H111ZM126 218H127V217H126ZM152 218H153V217H152ZM163 218H164V217H163ZM14 219H16V218H14ZM20 219H21V218H20ZM20 219H19V220H20ZM22 219H23V218H22ZM51 219H52V218H51ZM76 219H77V220H76ZM82 219H83V218H82ZM109 219H110V218H109ZM113 219H114V218L110 219V222H109V223H106V224H108L110 227H108L107 225H105V226L108 227V228H107V230H105L106 234H105L104 236L107 235V233H108L107 231H110L109 228L112 229V226H111L110 224H111V223L113 224V221H114V224H115V223L117 222L116 220H117L118 218L115 219V220H113ZM124 219H125V218L122 219L123 221L121 220V221H122L121 223L118 222V224H119V223L122 224L123 222H126V219H125V220H124ZM127 219H129V218H127ZM148 219H149V218H148ZM150 219H151V218H150ZM150 219H149V220H150ZM159 219H160V218H159ZM165 219H166V218H165ZM175 219H176V218H175ZM257 219H258V218H257ZM58 220H59V221H58ZM83 220H84V219H83ZM83 220H82V221H83ZM111 220H112V221H111ZM119 220H120V219H119ZM255 220H256V219H255ZM53 221H54V220H53ZM76 221H77V222H76ZM129 221H130V219H129ZM142 221H143V220H142ZM158 221H160V220H158ZM164 221H165V220H164ZM164 221H163V222H164ZM67 222H68V223H67ZM67 222H64L65 225L67 224V225H66L67 227H66L65 225L62 224L63 222L61 223V225H60V226H61V227H60V230H62V229H64V230L68 229L70 233L75 234V233H74L75 231H73V229H72L73 227L71 226V222L69 221V219H68ZM145 222H146V221H145ZM160 222H162V221H160ZM127 223H128V222H126V224H127ZM158 223H159V222H158ZM158 223H157V224H158ZM168 223H169V222H168ZM172 223H173V221H172ZM68 224H69V226H68ZM83 224H85L84 221H83ZM118 224H115L114 226L117 225V227H118V226H119ZM129 224H130V222H129ZM131 224H132V223H131ZM131 224H130V225H131ZM160 224H161V223H160ZM163 224H164V223H163ZM176 224H177V223H176ZM62 225L65 226L66 228L63 227ZM122 225H123L124 227H126V226H125V223L122 224ZM130 225H128V226H129V227H128L129 229H130ZM75 226H77V227L75 228ZM81 226H82V225H81V222H80V226H79V227H81ZM131 226H132V225H131ZM134 226H135V225H134ZM140 226H141V225H139V227H140ZM160 226H161V225H160ZM163 226H164V225H163ZM165 226H166V225H165ZM170 226H171V225H170ZM186 226H187V225H186ZM198 226H200V225H198ZM62 227H63V228H62ZM71 227H72V228H71ZM132 227H133V226H132ZM135 227H137V226H135ZM145 227H146V226H145ZM145 227H144V225H142V227H140V228H142V230H135V229H133L132 231H131V230L128 231V230H129V229H128V230H124V231H125V232L127 231V233H131V232L133 233V231H135L134 234H135V233L138 234V233H140V231H141V232L144 231L143 228L145 229ZM150 227H151V226H150ZM150 227H147V229L149 228L150 230H152V232L155 231V230L151 229L152 227H151V228H150ZM153 227H154V226H153ZM156 227H159V226H156ZM161 227H162V226H161ZM187 227H188V226H187ZM263 227H264V226H263ZM104 228H105V227H103V229H104ZM114 228H115V227H114ZM178 228H179V227H178ZM184 228H185V226H184ZM192 228H193V227H192ZM211 228H212V226H209V228H207V226H206V228L203 229V230H204V231H205V230H210V231H207V232L205 231V232H206L207 234H212L213 231H212ZM213 228H214V227H213ZM215 228H217V227H215ZM14 229H15V228H14ZM27 229H28V228H27ZM78 229L81 230L80 228H78ZM105 229H106V228H105ZM116 229H117V228H116ZM120 229H121V228H120ZM122 229H123V228H122ZM154 229H156V228H154ZM158 229H159V228H158ZM168 229H169V228H168ZM181 229H183V228H181ZM181 229H180V230H181ZM185 229H186V228H185ZM190 229H191V228H190ZM84 230H86V229H84ZM90 230H91V229H90ZM95 230H97V231H95ZM95 230H94V232H99V233H100L101 230H102V228H100V230H98V229H95ZM112 230H115V229H112ZM118 230H119V228L117 229V231H118ZM145 230H146V229H145ZM156 230H157V229H156ZM161 230H162V229H161ZM180 230H179V231H180ZM195 230H197V229H195ZM195 230H193V231H194L195 233H197V231H195ZM199 230H200V229H199ZM201 230H202V229H201ZM203 230L201 231V232H202L201 234L204 233ZM19 231H20V230H19ZM71 231H73V232H71ZM76 231H78V230H76ZM121 231H123V230H121ZM146 231H147V230H146ZM175 231L178 232L177 229H176ZM214 231H215V229H214ZM20 232H21V231H20ZM22 232H23V231H22ZM64 232H65V231H64ZM64 232H63V233H64ZM78 232H79V231H78ZM94 232L92 231V233H94ZM105 232H103V230H102V232H101L100 234L105 233ZM115 232H116V230H115ZM119 232H120V231H119ZM119 232H117V233L119 234ZM125 232H123V234H124ZM144 232H145V231H144ZM152 232H151V234H152ZM191 232H192V230H191ZM208 232H211V233H208ZM218 232H219V230L216 231V233L214 232V234L216 235ZM229 232H230V231H229ZM79 233H80V232H79ZM127 233H126V238H128L129 241H131V239H134V236H135L136 234H135V235H134V234H131V236H130L131 239H130V238H129V235H130V234L127 235ZM154 233H155V232H154ZM198 233H199V235H200V231H199ZM206 233H204L203 235H200V237L203 236V238H204V235H205ZM219 233H220V232H219ZM259 233H264V231H262V232L259 231ZM259 233H257V234L259 235ZM61 234H62V233H61ZM76 234H78V233L76 232ZM88 234H89V231H88ZM90 234H91V232H90ZM95 234H96V233H95ZM142 234H143L142 236L144 237L143 239H146V240H142V241H141V239H140V240H137L138 243H139V241H140V244H141L142 242H145V241H146L145 244H149V245H150L149 248H151V247L153 248L154 246L156 247V244H157V243H156V240H155V237H154V236H156V235H154V236L152 235V236H151L150 233H149L148 231H147L146 233H143V232H142ZM147 234H149V235H147ZM157 234H158V233H157ZM161 234H163V233L161 232ZM214 234H212L211 236H213ZM132 235H134V236H132ZM140 235H141V233L138 235V237H139ZM195 235H197V237H198V234H194V235H193V233H192V235L190 234L191 237L194 236L195 239H196V236H195ZM243 235H244V234H243ZM258 235H257V236H258ZM260 235H261L262 238H263V234H260ZM260 235H259V237H260ZM17 236H18V235H17ZM73 236H77V235H73ZM113 236H114V235H113ZM208 236H209V235H208ZM208 236H207V237H208ZM244 236H245V235H244ZM254 236H255V235H254ZM254 236H253V237H254ZM122 237H123V236H122ZM124 237H125V236H124ZM132 237H133V238H132ZM135 237H137V236H135ZM140 237H141V236H140ZM191 237H190V238H191ZM200 237H198V238L200 239ZM213 237H214V236H213ZM61 238H62V237H61ZM104 238H105V237H104ZM190 238H189V237L187 238L188 241L190 240ZM239 238H242V237H239ZM260 238H261V237H260ZM70 239H71V238H70ZM70 239H68V240L66 239L65 242H67V241L69 242ZM124 239H125V238H123V240H124ZM195 239H194V240H195ZM214 239H215V238H214ZM244 239H246V238H244ZM60 240H62V239H60ZM60 240H59V241H60ZM63 240H64V239H63ZM113 240H114V239H113ZM165 240H166V238H165ZM215 240H216V239H215ZM72 241H75V240H72ZM111 241H112V240H111ZM137 241L135 240V241H133V243H134V242H137ZM233 241H234V240H233ZM70 242H71V240H70ZM102 242H103V241H102ZM131 242H132V241H131ZM167 242H169V241H167ZM185 242H186V241H184V244H185ZM228 242H230V241H228ZM237 242H238V241H237ZM237 242H236V243H237ZM251 242H252V241H251ZM111 243H112V242H110V244H111ZM116 243H118V242H116ZM155 243H156V244H155ZM169 243H170V242H169ZM191 243H192V242H191ZM194 243H195V242H194ZM225 243H226V242H225ZM236 243H233V244H232V240H231V243H230V244L235 245ZM241 243H242V242H241ZM246 243H247V242H246ZM59 244L61 245L62 242H59ZM63 244H64V242H63ZM66 244H67V243H66ZM66 244H65V245H66ZM110 244L108 243V245H107V244H105V245H107V246L110 247ZM113 244L115 245V243H112L111 245L113 246ZM120 244H121V242H120ZM142 244H143V243H142ZM192 244H193V243H192ZM230 244H228V246H229ZM100 245H102V244H100ZM117 245H119V244H117ZM143 245H144V244H143ZM181 245H182V242H181ZM187 245H188V244H187ZM211 245H212V244H211ZM232 245H230V246H232ZM67 246H68V245H67ZM103 246H104V245H102L101 247H103ZM129 246H130V245H129ZM129 246H128V247H129ZM182 246H183V245H182ZM182 246H180V247H182ZM189 246H190V245H188V249L190 250L191 246H190V247H189ZM204 246L206 247V245H204ZM222 246H223V245H222ZM225 246H227V244H226ZM228 246H227V247H228ZM238 246H239V245H238ZM82 247H84V246H82ZM82 247H81V248H82ZM155 247H154V248H155ZM166 247H167V246H166ZM166 247H164V248L167 249ZM205 247H204V248H205ZM208 247H209V249H210V246H208ZM208 247H207L205 250H207ZM219 247H220V246H219ZM219 247L217 246V247L215 248L216 253H217V251H220L221 248H219ZM227 247H226V248H227ZM232 247H233V246H232ZM232 247H231V248H232ZM66 248H67V247H66ZM129 248H130V247H129ZM135 248H136V247H135ZM152 248L149 249V251L151 250V252H152V250H153ZM178 248H179V247H178ZM178 248H177V249H178ZM184 248H185V246H184ZM184 248L182 247L183 250H184ZM204 248H203V251H201V250H202V247H201V250L198 249V253H197V248H195L194 250H193V248H192V250H193V253H194L195 250H196L195 254H200V253H202V252L204 253ZM228 248H229V247H228ZM233 248H234V247H233ZM68 249H69V248H68ZM70 249H71V248H70ZM83 249H84V248H83ZM103 249H104V248H103ZM105 249H106V248H105ZM126 249H127V251H128V248H126ZM141 249L144 250L145 248H141ZM141 249H140V251H141ZM162 249H163V248H162ZM168 249H169V248H168ZM209 249H208V250H209ZM212 249H214V248H212ZM212 249H211V250H212ZM224 249H225V248H224ZM51 250H52V249H51ZM65 250H66V249H65ZM84 250H85V249H84ZM106 250H107V249H106ZM136 250H137V248H136ZM136 250H135V251H136ZM221 250H222V249H221ZM257 250H259V249H257ZM257 250H256V251L254 250V252L258 253ZM261 250H262V249H261ZM263 250H264V249H263ZM87 251H88V249H87ZM118 251H119V250H118ZM127 251H126V253H125L126 255H125L124 253L121 254V255H123V257H124V256H127V258H129V257H128V254H129V256H130L131 252L133 253L134 250L131 251V252L128 251V254H127ZM135 251H134V253H135ZM146 251H147V248H146V250L143 251V254L147 253ZM153 251H154V250H153ZM162 251H163V250H162ZM190 251H191V250H190ZM199 251H200V252H199ZM88 252H89V251H88ZM124 252H125V251H124ZM129 252H130V253H129ZM144 252H145V253H144ZM167 252H170V251H167ZM205 252H207V251H205ZM220 252H222V251H220ZM226 252H227V251H226ZM71 253H72V251H71ZM81 253H82V252H81ZM148 253H149V252H148ZM148 253H147V255H149ZM159 253H160V252H159ZM159 253H156V254L159 255ZM164 253H166V252H164ZM164 253H163V255H164ZM203 253H202V254H203ZM208 253H209V252H208ZM210 253H211L212 255H214V252H213V251L210 252ZM218 253H219V252H218ZM259 253L261 254L262 252L259 251ZM259 253H258V254H259ZM60 254L63 255V253L61 252V253H59V255L57 254V255H55V256H57V257L59 256V257H60ZM143 254L140 252V254H138V255H143ZM150 254H152V253H150ZM154 254H155V253H154ZM154 254H153V255H154ZM161 254H162V253H161ZM204 254H205V253H204ZM219 254H220V253H219ZM224 254H225V253H224ZM224 254H223V257H224ZM228 254H230V253H228ZM253 254H254V253H253ZM52 255H53V254H52ZM52 255H51V256H52ZM64 255H65V253H64ZM73 255H74V253H73ZM163 255H162V256H163ZM193 255H194V254H193ZM225 255H226V254H225ZM240 255H241V254H240ZM242 255H243V254H242ZM250 255H252V253H251ZM255 255H256V254H255ZM55 256L53 257V258H54V261H56V260H55ZM77 256H79V255L77 254ZM90 256H91V255H90ZM150 256H152V255H150ZM160 256H161V255H160ZM160 256H159V257H160ZM204 256H206L207 259H210V257H211V256H210V257L208 258V255H203V258L200 259L199 263L205 264L204 261H208V260H206V258H205ZM214 256H215V255H214ZM214 256H213V257H214ZM221 256H222V255H221ZM221 256H220V257H221ZM230 256H232V255H230ZM237 256H238V255H237ZM244 256H245V255H244ZM109 257H110V256H109ZM133 257H134V256H133ZM139 257H140V256H139ZM159 257H158V258H159ZM163 257H165V255H164ZM166 257H167V256H166ZM166 257H165V258H166ZM168 257H169V256H168ZM170 257H171V256H170ZM194 257H195V255H194ZM198 257H199V256H198ZM216 257L218 258V256H215L214 259H217ZM223 257H222V258H223ZM232 257H233V256H232ZM61 258H62V257H61ZM74 258H75V257H74ZM76 258H77V257H76ZM78 258H79V257H78ZM80 258H81V256H80ZM90 258H91V257H90ZM90 258H89V259H90ZM94 258H95V256H94ZM104 258H105V257H104ZM119 258H120V257H119ZM130 258H131V256H130ZM135 258H136V257H135ZM181 258H182V256L179 257V259H181ZM261 258H262V259H261ZM261 258L258 257V260H259V261H260V259H261V261L264 260V257H261ZM84 259H86V258H84ZM114 259H115V258H114ZM116 259H117V258H116ZM120 259H121V258H120ZM159 259H160V258H159ZM161 259H162V258H161ZM204 259H205V260H204ZM212 259H213V258H212ZM223 259H224V258H223ZM256 259H257V257H256ZM59 260H60V259H59ZM79 260H80V259H79ZM90 260H91V259H90ZM118 260H119V259H118ZM118 260H116V262H117ZM125 260H126V259H125ZM157 260H158V259H157ZM163 260H164V258H163ZM166 260H167V259H166ZM168 260H169V258H168ZM188 260H189V259H188ZM197 260H198V259H197ZM64 261H65V259H64ZM80 261H81V260H80ZM88 261H89V260H88ZM93 261H94V260H93ZM110 261H113V259H111ZM110 261H109V262H110ZM183 261H184V260L181 259V263H183ZM186 261H187V260H186ZM202 261H203V262H202ZM261 261L259 262L260 264H261ZM49 262L53 263L52 261H49ZM56 262H57V261H56ZM70 262H71V261H70ZM76 262L79 263L78 260H77ZM90 262L92 263V261H90ZM90 262H89V263H90ZM133 262H135V261H133ZM133 262H132V263H133ZM145 262H146V261H145ZM148 262H149V261L147 260V263H148ZM195 262H196V261H195ZM58 263H59V262H58ZM60 263H61V262H60ZM77 263H76V264H77ZM81 263H82V261H81ZM81 263H79V264H81ZM83 263H84V262H83ZM89 263L87 262L86 264H89ZM136 263H137V262H136ZM147 263H146V264H147ZM207 263H209V262H207ZM235 263H236V262H235ZM235 263H234V264H235ZM53 264H55V262H54ZM56 264H57V263H56ZM70 264H71V263H70ZM73 264H74V263H73ZM92 264H93V263H92ZM104 264H105V263H104ZM107 264H108V263H107ZM110 264H112V262H111ZM117 264H118V263H117ZM130 264H131V263H130ZM134 264H135V263H134ZM137 264H138V263H137ZM141 264H142V263H141ZM143 264H144V263H143ZM148 264H150V262H149ZM227 264H228V263H227ZM238 264H239V263H238ZM241 264H243V263H241Z\"/></svg>",
	"mask_w": 264,
	"mask_h": 264
},
{
	"label": "snow or ice",
	"instance_id": "6c2138e0",
	"mask_svg": "<svg viewBox=\"0 0 264 264\" xmlns=\"http://www.w3.org/2000/svg\"><path fill=\"white\" fill-rule=\"evenodd\" d=\"M262 14H264V6H262ZM225 24H227V21H224ZM262 27H264V22H262ZM262 45H264V38H261L259 41ZM209 59H211V57H209ZM137 91H139V89H137ZM262 111H264V107H262ZM91 115V113H90ZM71 119V118H70ZM262 126H264V120L261 121ZM92 131H95V129H92ZM251 149H249L250 151ZM108 166L111 167V161L109 160L108 162ZM261 171L264 172V161H262V165H261ZM260 201H264V195H261L258 198ZM261 207H264V203L261 204ZM31 233L33 235H36L37 241H39L41 239V233H43V240L45 243H47L48 238L50 233H44L43 229H36V228H32L31 229ZM21 236H24L25 233H20ZM29 240H31V236L28 237ZM23 241H21L22 243ZM15 241L12 237V235H9V240H8V244L4 245L3 242H0V264H48V259L45 258L44 260H38V259H31V260H21V259H16V258H9L12 257L14 255V253L19 249V245H17L16 248H12L10 247L11 244H14ZM32 255L35 256L37 255V253L32 252ZM49 256H51V253L48 254ZM261 256L264 257V252L261 253ZM61 264H64V262H61ZM261 264H264V260L261 261Z\"/></svg>",
	"mask_w": 264,
	"mask_h": 264
}]
</instances>
